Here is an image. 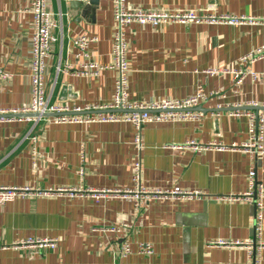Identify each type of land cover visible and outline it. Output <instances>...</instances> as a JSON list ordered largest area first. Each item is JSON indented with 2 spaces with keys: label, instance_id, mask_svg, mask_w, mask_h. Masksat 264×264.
Returning <instances> with one entry per match:
<instances>
[{
  "label": "crops",
  "instance_id": "1",
  "mask_svg": "<svg viewBox=\"0 0 264 264\" xmlns=\"http://www.w3.org/2000/svg\"><path fill=\"white\" fill-rule=\"evenodd\" d=\"M32 0H0V110L18 109L31 100L29 51L33 34ZM57 42L47 60L44 98L48 106L68 109L104 106L113 95L115 73L77 77L83 62L111 64L115 28L112 0L83 15L67 0H48ZM130 10L231 15L264 19V0H127ZM95 39L86 60L75 59L74 39ZM130 103L174 100L219 92L194 109L198 121L148 123L142 128V184L148 190L181 189L207 197L241 195L254 167L263 186L260 233L254 211L242 203L212 200L149 201L140 212L124 200L96 203L90 197H21L0 206V264H247L242 249L209 247L215 241L264 243V156L253 161L241 151L174 150L193 142L241 147L248 141V119L227 109L264 105V60L251 66L257 80L235 88L229 75L208 77L207 70L235 69L239 59L264 47L262 25L131 24L126 31ZM221 107L219 113L215 112ZM135 130L125 122L53 125L38 121L0 123V186L47 190L81 188L127 190L132 187ZM36 142H32V138ZM264 145V142H263ZM34 150V151H32ZM34 153V155H33ZM128 225L125 234L106 229ZM54 240V249H16L27 240ZM126 240L131 253L120 257ZM152 247L151 255L140 253ZM264 264V249L259 255Z\"/></svg>",
  "mask_w": 264,
  "mask_h": 264
},
{
  "label": "built area",
  "instance_id": "2",
  "mask_svg": "<svg viewBox=\"0 0 264 264\" xmlns=\"http://www.w3.org/2000/svg\"><path fill=\"white\" fill-rule=\"evenodd\" d=\"M127 0H112V13L115 28L113 31V41L111 50V64L100 66L96 63L87 61L80 65L79 70L66 73L77 77H96L102 71L110 70L115 73L113 95L109 104L104 106H91L68 109L66 107L48 106L44 98V79L47 72V60L50 57L52 48L57 42L53 31L56 27L52 13L49 9L48 0H32L29 12L32 15L33 34L29 51L30 85L31 100L26 106L18 109L0 110V123L11 121H44L53 125H91L99 123H118L125 122L133 125L135 134L133 145L135 149L134 161L131 165L132 187L127 190H92L81 188H58L39 190L31 187H5L0 186V206L13 202L17 198L23 197H67L70 199L79 197H90L96 203L112 198L130 202L136 212H140L144 205L149 201L155 200H212L218 203L235 204L242 203L250 206L254 211L255 231L260 233L261 221L263 216V186L257 180L254 167H250L247 175V188L241 195H229L223 197H207L199 192L184 191L173 189L169 191L148 190L142 184L141 153L142 128L148 123L165 122H189L198 121L201 118L194 109L207 102L210 98H224L219 92L206 95L202 88H198L196 93L182 101L161 100L148 101L144 103H130L127 97L129 66L127 63L126 31L131 24L140 26L149 25L156 29L160 26L179 24V25H262L264 19L256 17H236L231 15H207L196 13H165V12H143L141 10H130L127 7ZM95 39L80 36L73 41L75 49V59L86 60L88 58V47L94 43ZM264 60V47H259L239 59L238 67L235 69L207 70L204 74L208 77L215 75H229L231 83L235 88L240 87L245 79L257 80L258 76L251 70V66ZM0 78L5 80L9 77L0 70ZM221 107L218 106L215 112L219 113ZM230 117L248 119V141L237 147H229L221 144H210L199 146L193 142L181 146H174V150H190L195 153L202 151H241L253 161H258L264 156V105L248 104L246 107L236 105L227 109ZM33 116H36L33 118ZM49 116V117H47ZM32 142L36 139L33 137ZM34 151V150H32ZM34 155V153H33ZM128 225L122 224L120 228L106 229V232L125 234ZM57 242L54 240H27L20 241L12 245L16 249H54ZM213 248L242 249L247 252V264H260L259 255L264 249V243L260 241H250L242 243L239 241H215L208 244ZM140 253L144 255L152 254L150 245H141ZM131 253L130 244L124 240L120 257L125 259Z\"/></svg>",
  "mask_w": 264,
  "mask_h": 264
},
{
  "label": "water",
  "instance_id": "3",
  "mask_svg": "<svg viewBox=\"0 0 264 264\" xmlns=\"http://www.w3.org/2000/svg\"><path fill=\"white\" fill-rule=\"evenodd\" d=\"M67 1H69V6L72 10H81L83 15L92 11V8H97L99 6V0H67ZM35 117L36 116H33V118Z\"/></svg>",
  "mask_w": 264,
  "mask_h": 264
}]
</instances>
